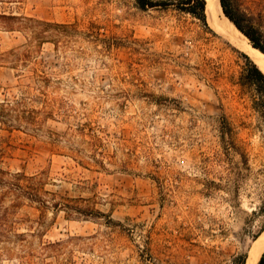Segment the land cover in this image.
I'll return each mask as SVG.
<instances>
[{
  "label": "rangeland",
  "instance_id": "1",
  "mask_svg": "<svg viewBox=\"0 0 264 264\" xmlns=\"http://www.w3.org/2000/svg\"><path fill=\"white\" fill-rule=\"evenodd\" d=\"M11 1L0 10L77 31L38 25L39 40L0 28L1 176L42 180L33 202L0 185L10 244L30 245L38 264H231L248 253L264 229L253 238L264 117L240 84L245 53L174 7ZM233 3L264 28V0Z\"/></svg>",
  "mask_w": 264,
  "mask_h": 264
},
{
  "label": "trees",
  "instance_id": "2",
  "mask_svg": "<svg viewBox=\"0 0 264 264\" xmlns=\"http://www.w3.org/2000/svg\"><path fill=\"white\" fill-rule=\"evenodd\" d=\"M135 4L141 8H168L174 7L176 10L187 13L197 19H199L204 25H206V0H134ZM223 13L228 17L230 21L236 26V28L242 32L250 41L253 47L258 49L264 54V28L262 20H256L252 16L248 15L245 11L234 6V0H219ZM0 2H12L11 0H0ZM38 25H49L55 27L61 33H69L70 30L77 31L75 25L70 23H58L47 22L44 20H37L31 16H26L20 13H14L12 11L0 10V28L7 31H31L34 37L42 39V32L44 29L34 30ZM98 36V33H97ZM247 66L241 72L239 80H242L240 84L247 86L253 91L254 108L260 112L264 117V73L257 67V65L246 55ZM256 97V98H255ZM2 170H0V185L4 184L6 187L5 194H12L18 200L20 198L28 199L29 201L41 200V184L42 180L38 175H26L24 173H15L11 180L5 181L1 176ZM19 203L15 200L12 206ZM54 202V205H57ZM76 212L88 215L91 210L87 208L75 205L73 207ZM8 209L4 208L0 204V258L2 256L6 258L16 257L18 264H38L39 262L33 260V249L28 244H10L9 234L12 232V226L7 222ZM264 228V222L260 230L253 234L255 238L259 232ZM16 236L21 237L23 233H16ZM52 244H45L44 249L51 247ZM18 248V251L22 252L14 256L13 249ZM247 252L235 254L231 258V264H245ZM258 264H264V250L259 256Z\"/></svg>",
  "mask_w": 264,
  "mask_h": 264
},
{
  "label": "bare ground",
  "instance_id": "3",
  "mask_svg": "<svg viewBox=\"0 0 264 264\" xmlns=\"http://www.w3.org/2000/svg\"><path fill=\"white\" fill-rule=\"evenodd\" d=\"M206 21L209 27L243 51L264 73V54L252 46L248 38L223 13L219 0H206ZM264 250V230L256 238L247 253L245 264H258Z\"/></svg>",
  "mask_w": 264,
  "mask_h": 264
},
{
  "label": "water",
  "instance_id": "4",
  "mask_svg": "<svg viewBox=\"0 0 264 264\" xmlns=\"http://www.w3.org/2000/svg\"><path fill=\"white\" fill-rule=\"evenodd\" d=\"M263 230H264V229H263ZM263 230H262V231H263Z\"/></svg>",
  "mask_w": 264,
  "mask_h": 264
}]
</instances>
